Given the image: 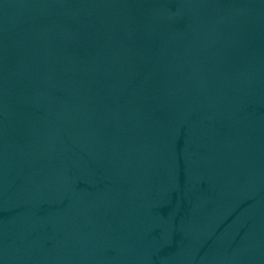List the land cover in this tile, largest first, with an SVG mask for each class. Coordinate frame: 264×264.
<instances>
[{
    "label": "water",
    "instance_id": "1",
    "mask_svg": "<svg viewBox=\"0 0 264 264\" xmlns=\"http://www.w3.org/2000/svg\"><path fill=\"white\" fill-rule=\"evenodd\" d=\"M0 264H264V0H0Z\"/></svg>",
    "mask_w": 264,
    "mask_h": 264
}]
</instances>
